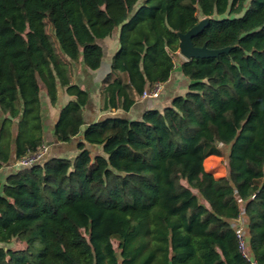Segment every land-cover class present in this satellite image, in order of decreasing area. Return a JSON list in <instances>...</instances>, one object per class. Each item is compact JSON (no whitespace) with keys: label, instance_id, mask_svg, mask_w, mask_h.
I'll return each instance as SVG.
<instances>
[{"label":"trees","instance_id":"16d2710c","mask_svg":"<svg viewBox=\"0 0 264 264\" xmlns=\"http://www.w3.org/2000/svg\"><path fill=\"white\" fill-rule=\"evenodd\" d=\"M202 19L192 42L216 54L179 61ZM114 32L102 112H129L176 64L188 91L84 129L89 93L71 65L99 70ZM61 89L72 99L54 139L82 141L0 181V264H252L231 225L243 208L264 264V0H0V169L13 147L17 161L44 146L41 95L56 107ZM221 147L215 178L205 162Z\"/></svg>","mask_w":264,"mask_h":264},{"label":"crops","instance_id":"0c3cea01","mask_svg":"<svg viewBox=\"0 0 264 264\" xmlns=\"http://www.w3.org/2000/svg\"><path fill=\"white\" fill-rule=\"evenodd\" d=\"M101 46L104 50V64L96 71H91L82 66V64H72V74L75 84H78L84 90L89 93V102L84 108V129L95 122L103 120L108 116L127 118L130 120L140 119L143 113L149 109L163 110L171 104L174 97L178 95H184L188 91L189 81L184 77L180 71V67L176 64L174 72L172 73L169 81L161 85V90L158 98H140L137 100L134 107L129 112H123L122 110H112L110 112H102V105L104 101V95L102 94V82L110 72L111 61L114 54L117 52L118 32H114L111 37L106 38L101 42ZM178 58L181 61L182 55L178 52ZM151 90V89H150ZM60 103L59 106H52L50 100L46 94L41 95V103L43 106V120H44V138L45 144L43 147L48 148V158L53 157H74L77 154V145L82 141L78 136L72 140L71 143L62 144L58 143L54 139L53 129L58 119L60 108L69 102L72 97L68 96L64 89L59 92ZM3 114H0V124L3 119ZM14 136L16 134V128L13 130ZM94 147H90L91 151H94ZM97 152L98 149L96 148ZM15 148H12V157L9 164L0 169V181L4 182L6 178L17 171V165L15 161Z\"/></svg>","mask_w":264,"mask_h":264},{"label":"built area","instance_id":"2783aa9c","mask_svg":"<svg viewBox=\"0 0 264 264\" xmlns=\"http://www.w3.org/2000/svg\"><path fill=\"white\" fill-rule=\"evenodd\" d=\"M161 90V84L154 86L151 90H147L142 98H158ZM48 148L42 147L38 152L31 155L23 156L16 161L17 166L21 167H31L35 164H38L47 156ZM232 228L235 230L237 238L239 240V249L242 255L250 261L252 264H255V261L251 258L248 252V245L250 242V237L248 236V221L246 218V211L243 208L238 219L232 221Z\"/></svg>","mask_w":264,"mask_h":264},{"label":"rangeland","instance_id":"374dc122","mask_svg":"<svg viewBox=\"0 0 264 264\" xmlns=\"http://www.w3.org/2000/svg\"><path fill=\"white\" fill-rule=\"evenodd\" d=\"M205 24V19L200 20L198 25L196 26V29H200L203 25ZM181 61H187L186 57H182ZM178 61L177 59H175ZM180 61V60H179ZM178 63V62H175ZM224 157H216V156H210L206 158V167L205 170L208 172H211L215 178H221L227 175V153H228V148L227 147H221ZM24 243H21L19 241H15L11 244V248L13 250H21L24 248Z\"/></svg>","mask_w":264,"mask_h":264},{"label":"water","instance_id":"95a60500","mask_svg":"<svg viewBox=\"0 0 264 264\" xmlns=\"http://www.w3.org/2000/svg\"><path fill=\"white\" fill-rule=\"evenodd\" d=\"M203 26L200 29H196L195 27L193 30L181 37L179 53L186 57V60H190L191 58H206L216 54L215 51L195 47L192 42V38L203 28Z\"/></svg>","mask_w":264,"mask_h":264}]
</instances>
